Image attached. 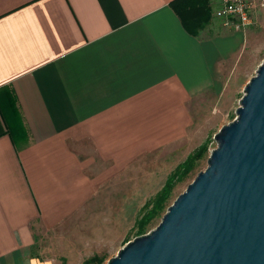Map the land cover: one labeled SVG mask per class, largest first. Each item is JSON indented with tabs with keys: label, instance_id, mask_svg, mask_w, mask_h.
Returning a JSON list of instances; mask_svg holds the SVG:
<instances>
[{
	"label": "crops",
	"instance_id": "0c3cea01",
	"mask_svg": "<svg viewBox=\"0 0 264 264\" xmlns=\"http://www.w3.org/2000/svg\"><path fill=\"white\" fill-rule=\"evenodd\" d=\"M171 1L0 0V264H55L38 239L187 143L192 104L223 93L253 29L211 1L193 35Z\"/></svg>",
	"mask_w": 264,
	"mask_h": 264
},
{
	"label": "water",
	"instance_id": "95a60500",
	"mask_svg": "<svg viewBox=\"0 0 264 264\" xmlns=\"http://www.w3.org/2000/svg\"><path fill=\"white\" fill-rule=\"evenodd\" d=\"M214 139L207 168L160 223L107 264H264V61Z\"/></svg>",
	"mask_w": 264,
	"mask_h": 264
},
{
	"label": "rangeland",
	"instance_id": "374dc122",
	"mask_svg": "<svg viewBox=\"0 0 264 264\" xmlns=\"http://www.w3.org/2000/svg\"><path fill=\"white\" fill-rule=\"evenodd\" d=\"M257 2L264 3V0ZM256 18L243 55L224 80L223 93L215 90L213 94L199 96L192 104L193 124L188 142L178 150L155 151L135 161L132 181V173L128 172L124 184L113 188L108 201H104V197L101 199L104 190L100 192L97 206L88 203L59 230L51 232L48 239H38L34 254H42L41 259L53 260L55 264H85L87 259L97 255L107 264L127 242L139 236L138 220L147 210L146 204L162 190L170 175L199 146L208 145L207 154L191 174L176 182L164 212L148 225L146 233L160 223L168 207L207 168L208 158L217 147L215 135L237 117L245 87L264 61V6L258 8Z\"/></svg>",
	"mask_w": 264,
	"mask_h": 264
},
{
	"label": "trees",
	"instance_id": "16d2710c",
	"mask_svg": "<svg viewBox=\"0 0 264 264\" xmlns=\"http://www.w3.org/2000/svg\"><path fill=\"white\" fill-rule=\"evenodd\" d=\"M170 5L181 18L186 30L193 35H198L212 19L211 0H173ZM207 152L208 145L202 144L199 146L190 154L186 161L170 175L162 190L153 200L146 204L145 207H147V210L138 220L139 235L145 234L148 225H150L155 218L161 216L167 206V202L171 198L176 182L188 177ZM103 261V258L95 255L87 259L85 264H103Z\"/></svg>",
	"mask_w": 264,
	"mask_h": 264
},
{
	"label": "built area",
	"instance_id": "2783aa9c",
	"mask_svg": "<svg viewBox=\"0 0 264 264\" xmlns=\"http://www.w3.org/2000/svg\"><path fill=\"white\" fill-rule=\"evenodd\" d=\"M214 15L227 27L248 29L256 25V12L264 3L258 0H211Z\"/></svg>",
	"mask_w": 264,
	"mask_h": 264
}]
</instances>
